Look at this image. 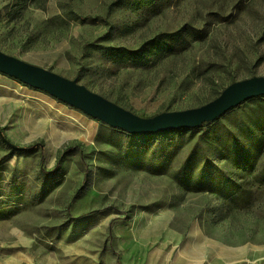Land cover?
<instances>
[{
  "label": "rangeland",
  "instance_id": "rangeland-1",
  "mask_svg": "<svg viewBox=\"0 0 264 264\" xmlns=\"http://www.w3.org/2000/svg\"><path fill=\"white\" fill-rule=\"evenodd\" d=\"M153 1L0 0V49L142 117L264 76V0ZM167 34L172 50L144 67L98 48L135 50ZM0 127L17 146L0 137V264L15 251L21 264L264 255L262 96L194 131L141 138L0 73Z\"/></svg>",
  "mask_w": 264,
  "mask_h": 264
},
{
  "label": "water",
  "instance_id": "water-1",
  "mask_svg": "<svg viewBox=\"0 0 264 264\" xmlns=\"http://www.w3.org/2000/svg\"><path fill=\"white\" fill-rule=\"evenodd\" d=\"M0 73L13 77L34 89L45 91L110 127L136 135L198 128L204 123L214 122L250 99L264 97V76H252L230 83L220 95L199 107L162 112L153 117H142L92 91L77 79L67 78L10 55L1 49ZM0 137L11 147L17 148L6 138L1 127Z\"/></svg>",
  "mask_w": 264,
  "mask_h": 264
},
{
  "label": "trees",
  "instance_id": "trees-1",
  "mask_svg": "<svg viewBox=\"0 0 264 264\" xmlns=\"http://www.w3.org/2000/svg\"><path fill=\"white\" fill-rule=\"evenodd\" d=\"M136 3L138 5L147 4V6H151L154 3V1L153 0H137ZM175 36H176L175 34L170 35V37H172L173 39ZM98 48H100L103 51V54L106 57V59L113 62L115 65H127L128 64L134 67H144L148 65L151 61L155 59L158 60L159 56L168 54L169 50H172L173 47L169 45V34H167L165 35V37H157L153 39L144 48H139L135 50H129L126 48H121V47L117 48V47H112V46H103V45H98ZM234 81L236 80H233L232 82ZM221 92L222 90H219L216 93V97L220 95ZM209 123L211 122L204 123L203 125L209 124ZM198 128H194V129H184L183 128V129H180V131H192V130L194 131ZM167 132H175V131H167ZM162 133H165V132H162ZM155 134H158V133H155ZM155 134H147V135L130 134V135L141 137V138H148ZM39 146L41 145L37 143V144H34L28 147V149L34 150ZM41 152H43V149L41 150Z\"/></svg>",
  "mask_w": 264,
  "mask_h": 264
},
{
  "label": "crops",
  "instance_id": "crops-1",
  "mask_svg": "<svg viewBox=\"0 0 264 264\" xmlns=\"http://www.w3.org/2000/svg\"><path fill=\"white\" fill-rule=\"evenodd\" d=\"M18 253L16 255V258L14 259V254L11 255V261L5 264H21L23 260H25L24 255H20L18 251H15L14 253ZM261 259V260H260ZM245 264H264V255L261 256V258H257L251 261H247Z\"/></svg>",
  "mask_w": 264,
  "mask_h": 264
}]
</instances>
